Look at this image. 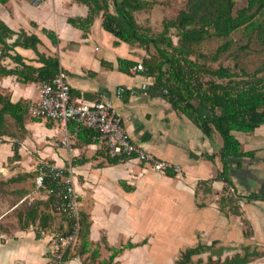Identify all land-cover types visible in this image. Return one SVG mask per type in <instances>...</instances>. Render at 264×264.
<instances>
[{"label": "crops", "instance_id": "1", "mask_svg": "<svg viewBox=\"0 0 264 264\" xmlns=\"http://www.w3.org/2000/svg\"><path fill=\"white\" fill-rule=\"evenodd\" d=\"M87 14V7L74 0L0 4V19L11 30L36 35L41 40L38 51L58 59L75 103L109 98L131 140L177 165L180 172H156L133 158L111 163L103 140L94 136L85 140L88 137L79 136L73 123L63 127L26 113L18 126L6 115L7 132L0 136V181L22 178L0 184V264H83L94 250L98 256L91 260L100 264L120 248L113 264H174L181 251L199 244L208 248L207 257L223 255L221 259L246 246L264 250V201L245 198L250 193L264 194V124L252 133L233 132L241 150L253 155L229 157L224 165L216 131L205 134L175 110L166 91L155 87L144 67L129 72L146 56L142 47L119 41L103 29L100 17L86 33L67 22L69 17ZM42 29L54 32L57 43H51ZM18 41V35L7 40L10 46ZM9 53L40 66L31 49L15 46ZM0 63L7 69L17 66L7 57ZM127 63H133L128 70ZM39 88L40 83L0 77V94L13 103L37 99ZM119 88L123 93L117 96ZM13 144L18 145V158H13ZM43 162L72 170L79 213L90 222L88 252L60 263L51 238L62 233L63 226L46 194L32 187L33 170ZM221 173L230 187L219 178ZM234 194L240 215L230 213V205L221 202ZM33 205L36 219L22 229L18 219Z\"/></svg>", "mask_w": 264, "mask_h": 264}, {"label": "trees", "instance_id": "2", "mask_svg": "<svg viewBox=\"0 0 264 264\" xmlns=\"http://www.w3.org/2000/svg\"><path fill=\"white\" fill-rule=\"evenodd\" d=\"M74 1L86 6L88 14L83 18L69 17L67 22L86 33L95 18L100 17L105 31L111 33L119 41L138 44L142 47L146 52V56L141 61L145 74L154 78L155 87L166 91L165 96L171 106L182 112L205 134L208 135L212 131L219 134L222 140L219 156L224 165L229 157H251L253 155L251 152L241 150L240 143L233 132L252 133L264 124V64L250 74L243 69L236 72L234 68L223 66L219 58L231 47L232 41L228 38L236 32H241L246 36L248 43L256 40L264 46V0H245V5L241 8H236L235 0H187L184 8L178 11L172 20L162 22V30L156 36L149 35V29L139 26L134 18L135 12L147 10L153 7L155 2L147 0ZM7 2L8 0H0V4ZM172 29L175 30L177 37L176 44L172 40ZM42 32L51 43H57L54 32L46 29H42ZM15 35L19 36V41L10 46L7 40ZM211 38L228 39L219 45L214 54L210 56L211 61L218 64L215 69L200 63V58L204 56L195 52L196 46ZM39 44L41 40L36 35H27L22 30L14 32L0 19V61L7 57L17 64L16 67L7 69L0 63V77L15 76L16 80L21 83L40 84L54 77L60 69L59 61L54 56L40 53L37 49ZM15 46L33 50L40 66L34 67L26 64L17 53L11 55L9 52ZM150 47L155 50V54L150 53ZM132 64L127 63L126 70ZM202 75L212 76L217 80L203 82L200 79ZM27 104L28 102L24 100L13 103L7 95L0 94V136L7 132L6 115L13 118L18 126L23 125ZM74 125L79 136L88 137L85 139L87 141L95 135L89 129ZM12 147L13 158H18V145L13 144ZM119 160L109 159L111 163H117ZM166 172L174 173L170 170ZM21 178H12L6 182ZM219 178L228 185L227 188L230 187L224 173H221ZM6 182L0 181V184ZM245 198L250 202L264 201V194L250 193ZM50 201L51 199L47 197L48 205L53 210ZM221 202L230 205V213L240 215L235 194L222 197ZM36 205L30 207L25 215L18 219L22 229L34 223ZM79 216L78 240H80V245L76 253L83 255L89 250L87 236L90 222L85 214L79 213ZM244 235L249 237L250 232L246 231ZM36 236L37 238L40 236L38 232ZM206 249L208 248L200 244L187 248L180 252L174 264H249L264 256V253L256 248L246 246L241 252L231 257L214 259L209 256L203 259L201 255L206 252ZM122 250L123 248L112 250L109 259L100 264H113V259ZM69 252L70 250L63 254L61 261L72 257ZM91 256L92 258L97 257V251H92Z\"/></svg>", "mask_w": 264, "mask_h": 264}, {"label": "built area", "instance_id": "3", "mask_svg": "<svg viewBox=\"0 0 264 264\" xmlns=\"http://www.w3.org/2000/svg\"><path fill=\"white\" fill-rule=\"evenodd\" d=\"M139 71H143L141 63L129 69L133 74ZM122 93L123 89H117V96ZM27 114L32 118L55 121L63 127L74 123L93 131L96 139L103 140L108 159L133 158L156 172H180L177 165L155 157L131 140L121 114L109 98L102 97L92 104L75 103L61 68L54 77L40 84L38 98L27 104ZM34 173L35 190L51 199L53 211L63 226L64 232L51 238L52 251L60 263L63 254L78 241L80 230L79 201L72 170L43 162L36 166Z\"/></svg>", "mask_w": 264, "mask_h": 264}, {"label": "rangeland", "instance_id": "4", "mask_svg": "<svg viewBox=\"0 0 264 264\" xmlns=\"http://www.w3.org/2000/svg\"><path fill=\"white\" fill-rule=\"evenodd\" d=\"M147 1L155 2L154 6L144 11L135 12L134 17L142 28L149 29L148 31L149 35L156 36L162 30V22L164 20H172L177 15L178 11L184 8L185 2L187 0H147ZM235 1H236V8H241L245 5V0H235ZM171 36L173 43L176 44L177 37L175 35L174 29L171 30ZM228 39H231L232 45L226 52L222 53L219 58V61L223 66L234 68L236 72H239L240 69H243L251 74L261 64H264V46H261L256 40H252L248 43L246 36L242 35L241 32L234 33ZM228 39L211 38L209 40H205L204 42L196 46L195 48L196 54H201L204 56L200 58L199 62L204 63L207 67H210L212 69L217 68L218 64L212 62L210 56L214 54V52L216 51L219 45L223 44ZM150 53L152 54L156 53L152 47H150ZM200 79L203 82L217 80L215 77L208 75H202L200 76ZM243 79H245V77ZM32 184H33L32 187L34 188L33 180H32ZM247 230H249V227H247ZM79 245H80V240L74 245L72 250H70L69 252L70 255L76 254L77 250L79 249ZM260 252L264 253V250H261ZM201 257L203 259H206L207 253H203ZM222 257L223 255H219L218 257H213V258L221 259ZM88 258H86L83 264H96L93 259L91 260L92 258L91 256H88ZM263 263H264V256L255 259L250 264H263Z\"/></svg>", "mask_w": 264, "mask_h": 264}]
</instances>
